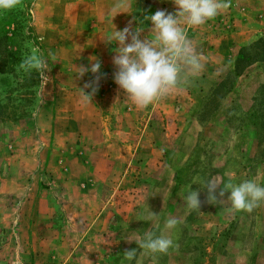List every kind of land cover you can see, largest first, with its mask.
<instances>
[{"label": "rangeland", "instance_id": "374dc122", "mask_svg": "<svg viewBox=\"0 0 264 264\" xmlns=\"http://www.w3.org/2000/svg\"><path fill=\"white\" fill-rule=\"evenodd\" d=\"M27 2L31 40L0 15V36L11 31L18 58L0 72V264H168L177 249L208 264H264V203L234 211L230 192L218 195L229 180L264 187V0H231L206 24L185 25L214 74L188 76L143 110L114 81L115 0ZM157 10L177 8L173 0H135L112 24L135 29ZM151 28L143 21L140 38H153ZM33 46L47 60V79L19 68ZM92 57L101 79L84 104L79 89L91 93L84 85L95 76L78 79L74 67H90ZM110 98L111 109L100 101ZM195 178L217 182L225 202L209 204ZM190 191L199 192V212L186 208ZM169 218L179 224L166 230ZM146 232L178 247L154 261L138 246ZM129 250L137 251L130 261Z\"/></svg>", "mask_w": 264, "mask_h": 264}, {"label": "clouds", "instance_id": "9594fccd", "mask_svg": "<svg viewBox=\"0 0 264 264\" xmlns=\"http://www.w3.org/2000/svg\"><path fill=\"white\" fill-rule=\"evenodd\" d=\"M135 0H115L109 11L112 32L108 36L109 41L118 45L114 49L112 63L117 71L114 73V81L123 90L127 98L139 109L164 99L171 92L178 90L187 82L188 76H199L205 67V57L198 53L193 41L188 38L185 25L199 27L208 21L215 19L231 6V0H173L177 8L175 13H167L165 10H157L153 15H145L143 21H150L154 34L153 38L141 39L143 21L132 29L130 26L123 30H117L112 24L113 18L120 13H127ZM23 6V0H0V15ZM135 19V17H134ZM48 55L53 61L55 54ZM19 68L25 72L35 71L41 79H47L45 72L49 71L48 63L44 55L37 47H32L19 64ZM101 64L96 57H92L90 67H74L76 77L82 78L91 72L95 79L85 83L84 88H91V93L86 94L80 90L81 100L84 104L92 103V96L98 90ZM229 173V176H232ZM193 183L199 184L207 190V202L209 204H223V199L217 198L216 190L219 186L214 180L195 178ZM225 192H230L228 201L234 211L252 212L264 203V187L256 180H244L234 184L229 180L219 191V197H224ZM186 208L198 211L201 206L198 191H190L185 199ZM149 212V219H158V214ZM203 215V214H202ZM179 224L175 218H169L165 222V229H174ZM139 248L143 255H152L155 261L157 253L167 254L174 245L173 240L161 234L155 236L152 232H146L139 239ZM137 255L136 250L126 251L124 258L133 260Z\"/></svg>", "mask_w": 264, "mask_h": 264}, {"label": "trees", "instance_id": "16d2710c", "mask_svg": "<svg viewBox=\"0 0 264 264\" xmlns=\"http://www.w3.org/2000/svg\"><path fill=\"white\" fill-rule=\"evenodd\" d=\"M3 15L12 20L11 25L15 26V29L12 30L23 31L26 34V36H24L23 38L31 40L32 35L33 38H35L31 25H25V22H27V18H30V4L28 2L25 4L23 3L22 7L4 13ZM8 31L9 30L7 29L6 31H4L2 36H0V72L2 73L4 69L6 70L5 72H11L12 66L18 60V58L16 57V53L11 49L15 46V43L12 42V38H14V35L12 37L10 35L11 31ZM33 44L35 45L36 42H33Z\"/></svg>", "mask_w": 264, "mask_h": 264}, {"label": "crops", "instance_id": "0c3cea01", "mask_svg": "<svg viewBox=\"0 0 264 264\" xmlns=\"http://www.w3.org/2000/svg\"><path fill=\"white\" fill-rule=\"evenodd\" d=\"M136 19H134V21H135ZM141 21H143V19H141ZM138 23V22H137ZM103 32V36L105 35V34H107V32H104V31H102ZM218 40H220V39H217V40H214V44L212 43V45H213V48L211 49V50H209V52H210V55H211V52L215 49L214 48V45L215 44H219L218 42ZM220 41H222V40H220ZM227 42H228V40H227ZM225 43V44H227L228 45V43ZM252 43V41H247V42H244V43H241V45L240 46H238V48H237V50H236V54H237V52L239 51V49L240 48H242V47H245L247 44H251ZM221 54H223V50L221 49V52H220ZM209 64V66H207V64L205 65V67H204V70L206 71L207 70V72L208 73H211V75H213L214 73L212 72L213 71V68L215 67V64H213L212 62H209L208 63ZM202 74V73H201ZM204 78L205 79H207L208 78V75L206 76V73H204ZM203 78V79H204ZM216 78V77H215ZM207 80H209V79H207ZM113 85V84H112ZM113 96V95H112ZM111 96V97H112ZM110 100L111 101H107V100H105V99H103V100H100L101 101V104L104 106V107H106V108H108V107H110V109H111V102H112V100H115L114 98H110ZM105 108V109H106ZM120 106H119V111L117 110V107L115 106V108H114V110H115V112H117L118 114H117V116H120ZM114 114V113H113ZM207 211V210H206ZM176 253V254H175ZM175 253H174V255H171V260L169 261V263L168 264H208V262H207V259H201L200 261H196L195 259L193 260L192 259V257H191V254L189 253V252H187V251H182V250H179V249H177V250H175ZM199 256V255H198ZM197 256V257H198ZM197 257H196V259H197ZM219 264H223V262H219Z\"/></svg>", "mask_w": 264, "mask_h": 264}]
</instances>
